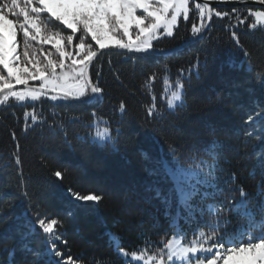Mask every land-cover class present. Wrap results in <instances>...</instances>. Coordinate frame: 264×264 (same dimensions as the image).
I'll list each match as a JSON object with an SVG mask.
<instances>
[{"label":"trees","instance_id":"obj_1","mask_svg":"<svg viewBox=\"0 0 264 264\" xmlns=\"http://www.w3.org/2000/svg\"><path fill=\"white\" fill-rule=\"evenodd\" d=\"M233 8L246 15L249 7L216 10L230 13ZM197 20L194 13L187 22L181 20L175 35L161 38L155 43L157 51L150 55L125 56L112 49L97 58L90 75L103 91L92 102L57 107L48 101L36 103L43 119L35 125L30 117L24 118V112L32 110L31 104L1 107L0 260L9 261V253L4 251L8 248L14 250L11 264H46L48 257L37 259L35 253L49 249L51 244L45 241L52 240L56 251L76 264H126L113 246L114 239L127 252L144 248L146 241L154 251L172 229L164 205L149 188L159 187L167 194L171 185L149 175L148 170L160 160L178 158L181 164L189 157L210 160L203 149L213 140L221 145L216 171L221 189L218 203L227 209L243 189L249 207L260 219L264 169L258 166L257 154L264 151V131L245 121L259 111L258 105L264 106V82L257 76L264 73V32L244 25L229 31L234 16L231 21L213 17L210 27L193 37L191 26ZM232 31L242 47L231 39ZM245 50L251 54V71L247 70ZM165 67L172 82L183 70L184 103L172 111L159 101ZM153 73L157 80L152 87L162 111L155 118L147 116L152 100L144 86ZM122 102L126 106L123 115ZM95 117L109 121L113 135L120 129L114 147L86 142L92 131L87 125ZM56 171L62 178L54 175ZM72 193H92L101 200L85 206L74 202ZM37 213L61 222L55 236L30 231ZM220 219L224 235L233 233L241 223L227 211ZM225 219L230 221L226 226ZM180 226L191 239L188 225L181 220ZM52 259L64 264L54 253Z\"/></svg>","mask_w":264,"mask_h":264},{"label":"snow or ice","instance_id":"obj_2","mask_svg":"<svg viewBox=\"0 0 264 264\" xmlns=\"http://www.w3.org/2000/svg\"><path fill=\"white\" fill-rule=\"evenodd\" d=\"M214 2L227 0H0V106L31 104L32 110H26L24 118L27 121L30 117L35 125L43 119L38 115L36 103L54 102L53 106L57 107L92 102L103 91L90 75L97 58L112 49L125 56L150 55L157 51L156 42L163 37H173L181 19L187 22L193 13L198 18V23L193 22L191 26L193 37H199L210 27L213 17L231 21L234 16L235 24L227 26L229 31L244 25L247 29L264 32V0H255L259 7H249L246 15L238 8L230 13L217 11L210 6ZM231 39L242 47L235 31L231 32ZM244 57L248 62L247 70L251 71V54L247 50ZM195 67L198 74V64ZM162 71L159 101L162 106L166 105V110L172 111L184 103L183 70L175 82L171 81L167 67ZM257 76L264 82V73ZM156 80L157 74L153 73L144 82L152 100L146 113L152 118L162 115L152 87ZM258 108L259 111L247 116L245 123L264 131V106L258 105ZM125 110L122 102L121 115ZM87 126L92 131L87 134L86 142L100 147L115 146L119 128L113 135L110 122L103 119L93 120ZM220 148L214 140L205 145L203 152L210 160L189 157L184 164L178 158L154 162L149 175L171 186L167 194L159 187L149 190L154 191L155 198L164 205L172 234L161 237L154 251L146 241L144 248L130 254L120 247L118 240H113V246L126 264H193V261L195 264H264V205L257 219L243 189L240 198H234L227 209L217 201L221 191L216 183ZM257 162L264 169V151L257 154ZM16 163H20L19 158ZM54 175L62 178L60 171ZM24 195L27 196V192ZM71 199L87 206L99 202L101 196L72 193ZM226 211L237 215L241 223L233 233L224 235L220 231V217ZM205 216L210 219L204 220ZM181 220L192 230L191 239L180 226ZM60 223L56 218L41 217L37 213L30 231L55 236ZM228 223L227 219L223 221L224 226ZM45 243H50L51 247L43 253L36 252L37 259L47 256L46 264H60L59 260L52 259L53 253L64 259L63 254L56 251L55 240ZM4 251L9 253L10 259L0 260V264H11L14 250L5 248ZM64 264H76V261L67 257Z\"/></svg>","mask_w":264,"mask_h":264},{"label":"water","instance_id":"obj_3","mask_svg":"<svg viewBox=\"0 0 264 264\" xmlns=\"http://www.w3.org/2000/svg\"><path fill=\"white\" fill-rule=\"evenodd\" d=\"M211 7L218 9V8H227V7H259V5L253 1L250 0L248 3L244 2H236V0H227V2H214L210 5Z\"/></svg>","mask_w":264,"mask_h":264},{"label":"rangeland","instance_id":"obj_4","mask_svg":"<svg viewBox=\"0 0 264 264\" xmlns=\"http://www.w3.org/2000/svg\"><path fill=\"white\" fill-rule=\"evenodd\" d=\"M253 1H255V0H253ZM252 8H254L255 9V7H252ZM182 20V19H181ZM181 22V21H180ZM196 23H198V20L196 21ZM180 24V23H179ZM51 103H54V102H51ZM1 107H3V106H0V109H1ZM96 119H102V118H97V117H95V119L94 120H96ZM104 120V119H103ZM103 126V125H102ZM114 240H116V239H114ZM118 250V249H117ZM129 254L131 253V252H128ZM193 264H195V262L193 261Z\"/></svg>","mask_w":264,"mask_h":264}]
</instances>
